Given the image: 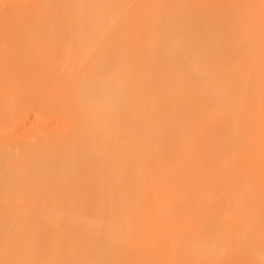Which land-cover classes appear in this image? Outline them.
<instances>
[{
    "label": "bare ground",
    "instance_id": "6f19581e",
    "mask_svg": "<svg viewBox=\"0 0 264 264\" xmlns=\"http://www.w3.org/2000/svg\"><path fill=\"white\" fill-rule=\"evenodd\" d=\"M0 264H264V0H0Z\"/></svg>",
    "mask_w": 264,
    "mask_h": 264
}]
</instances>
